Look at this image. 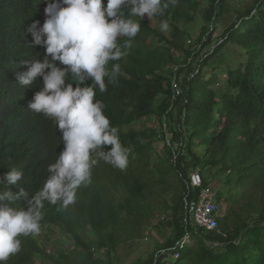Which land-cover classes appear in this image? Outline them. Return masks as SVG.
Returning <instances> with one entry per match:
<instances>
[{
  "label": "trees",
  "instance_id": "16d2710c",
  "mask_svg": "<svg viewBox=\"0 0 264 264\" xmlns=\"http://www.w3.org/2000/svg\"><path fill=\"white\" fill-rule=\"evenodd\" d=\"M37 1L0 0V178L11 168L23 172L16 186L5 182L0 191L23 188L30 195L43 186L48 165L64 148L56 123L29 109L35 92L17 83L18 59L29 53L41 56L37 46L29 45L28 32L32 23L43 20ZM165 3L162 14L150 18L129 16L124 8L140 31L128 55L108 64L109 71L120 64L116 80L106 77L107 90L95 89L94 99L102 102L128 150L126 168L98 160L91 182L77 189L74 203L44 201L38 234L56 226L73 243L71 250L49 254L33 234L20 236V251L5 264H104L95 253L109 257L122 242L139 236L143 220L152 215V202L167 191V178L179 186L172 206L162 201L171 211L166 221L170 236L148 260L134 264H168L174 254L172 264H264V0L241 12L221 41L203 54L213 26L228 11V0H207L202 18L211 26H202L193 41L180 23L193 21L198 0ZM164 22L167 30L161 27ZM126 40L118 38L121 47ZM228 46L239 51L234 64L215 67L212 59ZM147 118L159 131L130 128ZM158 138L165 141L159 156ZM193 172L200 174L202 187L214 180L221 186L215 230H196L185 210V200L200 191L189 185ZM10 206L25 205L20 200ZM186 236L190 243L184 242Z\"/></svg>",
  "mask_w": 264,
  "mask_h": 264
},
{
  "label": "clouds",
  "instance_id": "9594fccd",
  "mask_svg": "<svg viewBox=\"0 0 264 264\" xmlns=\"http://www.w3.org/2000/svg\"><path fill=\"white\" fill-rule=\"evenodd\" d=\"M174 2V0H172ZM43 16L28 27L32 47L40 55L29 53L18 59L17 83L35 92L28 107L56 123L64 144L43 186L34 194L23 188L13 193L0 191V264L20 251V236L38 234L44 201L64 206L76 199L77 189L91 182V169L103 160L120 169L128 163V150L103 112L102 102L95 100L96 88L107 90L105 78L115 81L120 73L119 61L128 55L131 40L140 24L125 17L150 18L162 14L168 5L162 0H38ZM168 29L166 22L161 25ZM119 37H126L123 47ZM58 64L64 67L58 66ZM71 78L75 83H68ZM91 80V84L86 81ZM75 85V87L73 86ZM110 145L105 151L104 146ZM93 154L95 158H93ZM23 172L11 168L0 185H17ZM24 201L13 208L12 202ZM7 202V203H5Z\"/></svg>",
  "mask_w": 264,
  "mask_h": 264
},
{
  "label": "rangeland",
  "instance_id": "374dc122",
  "mask_svg": "<svg viewBox=\"0 0 264 264\" xmlns=\"http://www.w3.org/2000/svg\"><path fill=\"white\" fill-rule=\"evenodd\" d=\"M255 1L256 0H228V11L220 17L219 22L213 26L214 30L212 31L211 42L200 50V54L210 52L216 44L221 41L226 28L237 19L241 12L251 7ZM206 5L207 0H198L197 10L192 14L193 21H182L180 23L182 30L187 31L192 35V39H189L191 41L195 40L199 36L202 26H205L206 28L211 26L202 18V10L206 7ZM186 45H189V41L186 42ZM198 46L199 45H197V47ZM238 52L239 51L235 46H228L223 50V53L213 58L211 63H213L215 67H224L226 64L233 65L235 59L238 57ZM130 128L135 130L152 128L156 131H159L160 129L159 125L151 118L144 119L132 125ZM154 141L156 154L158 156L159 154L162 155L165 141L160 138ZM213 173L214 172H211V174ZM167 180L168 185H165L167 191L162 195V197H158L156 198V201L152 202V215L143 220V224L139 229V236L136 239L122 242L116 252L111 253L109 257H107L104 251L95 253V256L101 259L104 264H134L139 260H148L158 247L167 240L168 236H170L169 232H171V229L167 228L166 221L169 218L171 211H165L162 201L165 200L169 206H172L174 190L179 188L175 179L167 178ZM209 186L216 192H219L221 189L218 180L212 181ZM220 209H222V206ZM41 234L42 235L33 234V238L38 241L41 248L46 247L49 254L62 250L67 252L73 248V243L69 239L63 238L61 236L62 234L60 229L56 226H50L44 233ZM89 238H93V236L89 234ZM187 242L190 243L189 240ZM174 261V256L167 258L168 264H172Z\"/></svg>",
  "mask_w": 264,
  "mask_h": 264
},
{
  "label": "built area",
  "instance_id": "2783aa9c",
  "mask_svg": "<svg viewBox=\"0 0 264 264\" xmlns=\"http://www.w3.org/2000/svg\"><path fill=\"white\" fill-rule=\"evenodd\" d=\"M189 185L194 189H200L198 196L185 200V210L196 230L212 231L217 228V216L219 207L216 203L217 192L211 187H202V178L199 173L190 174ZM188 236L184 242L188 243ZM177 259L178 255H173Z\"/></svg>",
  "mask_w": 264,
  "mask_h": 264
}]
</instances>
